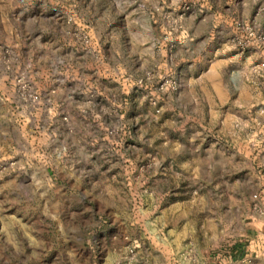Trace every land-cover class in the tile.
<instances>
[{
  "label": "rangeland",
  "instance_id": "374dc122",
  "mask_svg": "<svg viewBox=\"0 0 264 264\" xmlns=\"http://www.w3.org/2000/svg\"><path fill=\"white\" fill-rule=\"evenodd\" d=\"M0 264H264V0H0Z\"/></svg>",
  "mask_w": 264,
  "mask_h": 264
}]
</instances>
